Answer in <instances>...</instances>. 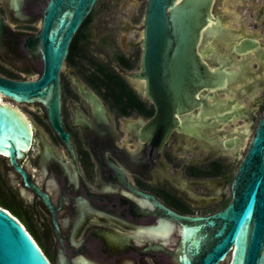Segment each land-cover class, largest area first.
<instances>
[{
    "label": "flooded vegetation",
    "instance_id": "obj_1",
    "mask_svg": "<svg viewBox=\"0 0 264 264\" xmlns=\"http://www.w3.org/2000/svg\"><path fill=\"white\" fill-rule=\"evenodd\" d=\"M46 2L0 0V78L40 75L41 53L25 42L38 32ZM111 2L126 11L125 19L108 25L110 19L103 18L93 43L87 25L96 0L83 33L82 22L70 42L76 41L74 55L64 82L60 78L61 124L70 147L54 132L41 102H17L0 92V105L20 114L31 130L28 148L15 156L21 172L0 153V185L12 193L15 218L49 264H179L182 227L164 207L189 216L225 207L246 136L264 107V0H212L200 38L202 59L209 65L226 62L235 73L216 91L233 118L207 122L215 127L198 137L173 130L162 143L146 135L155 108L145 80L126 75L139 67L143 13L134 26L125 8L129 1ZM100 8L106 10L105 2ZM75 76L101 107L94 109L79 94ZM228 140L234 141L231 148Z\"/></svg>",
    "mask_w": 264,
    "mask_h": 264
},
{
    "label": "water",
    "instance_id": "obj_2",
    "mask_svg": "<svg viewBox=\"0 0 264 264\" xmlns=\"http://www.w3.org/2000/svg\"><path fill=\"white\" fill-rule=\"evenodd\" d=\"M211 1L146 0L139 67L126 75L145 80V94L155 108L146 125L150 139L158 136L162 143L173 130L198 137L204 128L215 127L207 122L225 123L233 118L216 91L224 90L235 73L227 70L230 64L226 62L207 64L201 57L205 52L199 49ZM95 2L47 0L38 32L25 42V46L34 43L41 53L40 75L34 80L0 78L1 93L17 102L43 104L51 127L68 147L60 116V71L74 34ZM2 24L0 19V38ZM74 80L79 94L94 109L101 107L76 76ZM199 106L194 119L190 113ZM28 124L20 114L0 105V153L6 154L20 172L15 156L29 146ZM243 127L247 130L248 125ZM242 141L236 139L237 144ZM233 143L228 140L227 147ZM229 194L228 204L207 216L179 214L164 207L182 227L179 264H264V107L229 183ZM0 264H49L21 223L2 207Z\"/></svg>",
    "mask_w": 264,
    "mask_h": 264
},
{
    "label": "rangeland",
    "instance_id": "obj_3",
    "mask_svg": "<svg viewBox=\"0 0 264 264\" xmlns=\"http://www.w3.org/2000/svg\"><path fill=\"white\" fill-rule=\"evenodd\" d=\"M129 2H127V4L125 5V8L131 11V15H132V19H131V24L134 26L139 25V22L141 20V16L143 13V9L145 6V1L146 0H128ZM106 4V10L101 9L100 8V4L104 3ZM119 4H113L111 2V0H97L96 5L93 8V12H92V19L90 21V23L87 25V30L91 32V36H92V42H96L95 40H97V37L95 36V32L103 27L105 25V23L103 22V18H109L110 23L108 25H114L115 23V19H117L118 17L121 18H126V11L121 12L118 10H115L117 8H119ZM112 14V15H111ZM113 28V30H116V32L122 31L121 27H117V26H113L111 27ZM95 34V35H94ZM135 32L130 33L131 36H134ZM140 38V33L138 32L136 34V40H138ZM112 48V47H110ZM70 67V64L65 61L62 65L61 71H60V78L61 81L64 82V80L66 79V75H67V70ZM221 95H223L221 93ZM258 113V112H257ZM234 125V124H231ZM227 128H229V126H227ZM246 140L244 143V149L245 150V146L248 143V139L250 138V134L246 136ZM238 162V161H237ZM236 168V165H234L233 167H231V171L234 170ZM222 264H227L226 261H223Z\"/></svg>",
    "mask_w": 264,
    "mask_h": 264
},
{
    "label": "trees",
    "instance_id": "obj_4",
    "mask_svg": "<svg viewBox=\"0 0 264 264\" xmlns=\"http://www.w3.org/2000/svg\"><path fill=\"white\" fill-rule=\"evenodd\" d=\"M90 19H91V14L88 15L86 17V19L83 21V23L81 25V28L79 30V33H83V29H84L85 25L88 24V22L90 21ZM75 46H76V41L73 40L72 43L70 44L69 52L67 54V58H66L67 62H71L72 61V57L74 55ZM131 67H132L131 65H128L127 66V68H131ZM100 72H103V70L100 71ZM108 73H113V72L108 71ZM0 206L2 208H4L5 210H8L14 217H16V210H15V207H14V201H13L12 193L6 192L2 188L1 185H0Z\"/></svg>",
    "mask_w": 264,
    "mask_h": 264
},
{
    "label": "built area",
    "instance_id": "obj_5",
    "mask_svg": "<svg viewBox=\"0 0 264 264\" xmlns=\"http://www.w3.org/2000/svg\"><path fill=\"white\" fill-rule=\"evenodd\" d=\"M7 211V210H6ZM15 218V217H14ZM16 219V218H15ZM17 220V219H16ZM18 221V220H17ZM19 222V221H18Z\"/></svg>",
    "mask_w": 264,
    "mask_h": 264
}]
</instances>
